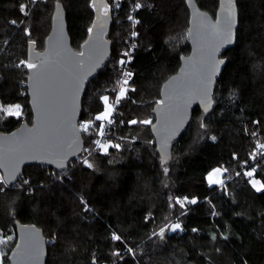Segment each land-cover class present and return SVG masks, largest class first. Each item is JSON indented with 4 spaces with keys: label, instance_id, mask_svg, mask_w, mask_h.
I'll use <instances>...</instances> for the list:
<instances>
[{
    "label": "trees",
    "instance_id": "trees-1",
    "mask_svg": "<svg viewBox=\"0 0 264 264\" xmlns=\"http://www.w3.org/2000/svg\"><path fill=\"white\" fill-rule=\"evenodd\" d=\"M55 1L0 0V104L18 103L24 110V117L0 111V132L32 124L28 45L43 50ZM59 1L70 43L79 51L93 5ZM196 1L215 15L218 0ZM139 5L132 12V0H106L103 10L113 14L106 34L111 55L81 99L79 124L100 127L102 98L112 101L116 93L119 63L134 29L129 98L120 100L106 128L107 151L72 158L59 181L52 175L59 171L39 164L24 166L18 185H6L0 177V232H15L16 218L40 226L47 238L46 264H264V189L257 191L247 175L253 170L264 184V0H237L236 42L222 53L227 62L216 81L213 107L207 112L194 107L166 161L155 150L150 124L140 121L153 120L162 82L179 67L180 54L189 52V12L184 0H140ZM97 128L81 131L84 146L93 142ZM217 166L223 169L222 183L209 184L207 174ZM80 197L90 209L83 211ZM9 249L0 264L9 263Z\"/></svg>",
    "mask_w": 264,
    "mask_h": 264
},
{
    "label": "water",
    "instance_id": "water-1",
    "mask_svg": "<svg viewBox=\"0 0 264 264\" xmlns=\"http://www.w3.org/2000/svg\"><path fill=\"white\" fill-rule=\"evenodd\" d=\"M184 1L189 12V52L180 54L179 67L162 82L159 100L151 108L150 131L162 161L170 158L173 144L186 129L194 107L203 112L213 107L216 81L227 62L222 53L236 42L237 0H218L214 16L196 0ZM102 2L106 6V0H91L92 31L79 51L70 43L66 12L59 0L54 2L43 50L34 49L29 43L28 60L37 65L35 69L28 68L26 77L32 124L22 122L10 131L0 132V172L6 185L14 184L26 165L39 164L62 171L81 153L82 95L87 82L111 55L112 43L106 34L113 14L107 9V16L104 15ZM81 52L83 57L79 56ZM14 225L16 237L7 254L9 264H46L47 238L42 228L17 218ZM29 249H35V258Z\"/></svg>",
    "mask_w": 264,
    "mask_h": 264
},
{
    "label": "rangeland",
    "instance_id": "rangeland-1",
    "mask_svg": "<svg viewBox=\"0 0 264 264\" xmlns=\"http://www.w3.org/2000/svg\"><path fill=\"white\" fill-rule=\"evenodd\" d=\"M132 3H135L136 5H138V4H140V0H133L132 1ZM102 7L104 8L105 7V3L104 2H102ZM132 20V19H131ZM134 26V25H133ZM136 32V31H135ZM137 33V32H136ZM138 35V34H137ZM186 37H187V33H186ZM137 39H138V37H137ZM130 40H131V37H130ZM136 43H137V40H136ZM130 44V43H129ZM128 47H129V45H128ZM127 47V49H126V51H125V54H127V52H128V50H129V48ZM78 51V50H77ZM125 58H126V55H124L122 58H121V60H124L125 61ZM120 60V61H121ZM119 65H120V69H121V72H120V74H119V79H118V85H117V88H116V93H115V95H114V97H113V99H112V101H109L108 100V103L107 104H105V102H104V100H103V104H104V108H103V110L98 114V116H100V115H102L104 112H106V111H108V105H111L112 107H111V111H110V113L112 112V114H113V112L118 108V104H119V102H120V100H122V99H124V98H129V95H128V93H127V91H126V93H125V95L123 96V97H120V90H121V88H125V89H127L128 88V84H125L124 83V81H125V79H127L128 80V76H126L125 78H123L122 77V65H124V63L123 64H121V63H119ZM127 73H128V71H127ZM118 98H119V102H117V100H118ZM159 100V98H156L155 99V102L156 101H158ZM17 106H19L18 108H17ZM9 110H11V112H13V113H15V112H19V115H14V116H17V117H24V110H23V106L21 105V104H18V103H16V104H8V105H1L0 104V111H2V112H4L5 114H9ZM13 115V114H12ZM108 118V117H107ZM105 120V119H104ZM104 120H102V124L101 125H103V121ZM153 121V120H152ZM151 121V122H152ZM96 128H97V126H95V125H93L92 124V126H91V128H89L87 131H89V130H91V129H93V131L94 130H96ZM99 128H101V126L100 127H98L97 128V131H98V129ZM100 130V129H99ZM97 131H96V133H97ZM104 134L105 135H107V132H106V128H105V130H104ZM96 135V134H95ZM108 140V142H107V144H105V145H110L111 144V141H110V139L108 138L107 139ZM97 150H102V151H105L103 148H101V147H95V144L92 142L91 144H88V145H86V146H84L83 145V149H82V151H81V153L78 155V157H77V161H80V160H82L83 158H85V157H87V156H89L91 153H93V152H95V151H97ZM70 169V168H69ZM216 169H220V172L219 173H215V170ZM68 170V168L65 170V171H60V172H57L56 173V175L55 174H52L53 176H54V178L56 179V180H62V177L64 176V175H66L67 173H69V170ZM248 172H252L253 173V170H248L247 171V173ZM213 173H215V175H213ZM222 174H223V169H222V167H220V166H217V167H214L208 174H207V180H208V182H209V184H217V183H211L210 182V180H209V177L211 176V178H212V180H218V181H222ZM254 175V174H253ZM249 176L250 177V181H251V183H252V185H253V181H256L257 183H256V186H255V188L257 189L258 187H259V185L260 184H262L255 176ZM0 177H2V175H1V172H0ZM2 179V178H1ZM15 185H18V183L17 182H15L14 184H13V186H15ZM79 200H80V202H81V204L84 206L83 208V211H86V210H88V209H90V208H87L86 207V205L84 204L86 201L82 198V197H80L79 198ZM172 225H174V224H172ZM172 225H171V228H172ZM14 236H16V233L14 232V231H12L9 235H5V234H2L1 232H0V262H1V256H2V254H4L11 246H10V242L12 241V239H13V237ZM10 250V249H9ZM129 250H131V251H129ZM9 252V251H8ZM128 252L129 253H132V248H128ZM8 254V253H7ZM9 264V263H8Z\"/></svg>",
    "mask_w": 264,
    "mask_h": 264
},
{
    "label": "snow or ice",
    "instance_id": "snow-or-ice-1",
    "mask_svg": "<svg viewBox=\"0 0 264 264\" xmlns=\"http://www.w3.org/2000/svg\"><path fill=\"white\" fill-rule=\"evenodd\" d=\"M137 7H140V5L138 4ZM104 15L107 16V10H105ZM13 23H15V21H13ZM229 26H230V22H229ZM88 31L91 32L92 29L90 28ZM86 43H87V42H86ZM84 55H85V54H84L83 52L79 53V56H81V57H83ZM125 55H127V54H125ZM130 59H131V57H129V60H130ZM21 63H26V62L22 61ZM120 63L123 64V63H124V60H121ZM26 67L29 68V69H35V68L37 67V65L34 64V63H26ZM214 70H215V67L213 66V71H214ZM126 75H127L128 77H130L132 74L129 72V73H127ZM127 82H128L127 79H125L124 83L127 84ZM77 87H79V83H78V82H77ZM126 91H127V89H125V88H121V90H120V97H123V96L125 95ZM102 99L104 100L105 104L108 103V97L105 96V97H103ZM117 102H119V98H118ZM159 103H163V101H160ZM18 107H19V106H17V108H18ZM111 107H112L111 105H108V111L104 112V113H103L102 115H100V116H97L96 119H97V120H104V119H106V118L109 116V114H110ZM9 114L19 115V112H15V113H13V112H11V110H9ZM109 122H110V121H109ZM130 123L135 124V123H137V121L133 120V121H130ZM140 123H143V124H145V125H148V124H151V120H143V121H140ZM88 127H89V124H88V123H85V124L83 125V129H84L85 131L88 130ZM102 128H103V125H101V129H102ZM102 134H103V133L101 132V135H102ZM97 144H98L101 148H103L105 151H107V149H108V147H109L108 145L100 144L99 141H97ZM113 147H117V148H119L120 145H119V144H117V145H113ZM261 147H264V145H262ZM85 163H87V161H85ZM89 167H91V165H89ZM219 172H220V169H216V170H215V173H219ZM215 173H213V175H215ZM247 175H248V176H252L253 173H252V172H248ZM209 180H210L211 183H222V181L212 180L211 176L209 177ZM256 183H257L256 181H253V186H254V187L256 186ZM262 189H264V184H260L259 187L257 188V191H260V190H262ZM185 199H187V198H185ZM191 202H192V203H195L196 201L193 200V201H191ZM178 203L183 204L182 201H178ZM172 228H173V229H179V228H180V225H179V224L172 225ZM159 235H160V236H163V235H164V229H161V230H160ZM113 239H115V240H120V237H119L118 235H115V234H114V235H113ZM129 251H131V250H129ZM29 253H30L34 258L36 257L35 249H29Z\"/></svg>",
    "mask_w": 264,
    "mask_h": 264
},
{
    "label": "built area",
    "instance_id": "built-area-1",
    "mask_svg": "<svg viewBox=\"0 0 264 264\" xmlns=\"http://www.w3.org/2000/svg\"><path fill=\"white\" fill-rule=\"evenodd\" d=\"M133 1V0H132ZM136 7H137V5L135 4V3H132V6H131V11L132 12H134L135 11V9H136ZM135 22H136V19L134 18V17H132V23H133V25L135 24ZM137 37H138V35H137V33L135 32V30L133 29L132 30V32H131V40H130V44H129V50H128V52H127V55H126V58H125V61H124V65H122V77L123 78H125L127 75V65H128V62L131 60H129V57H131L132 58V53H133V51H134V49H135V47H136V40H137ZM110 121V122H109ZM113 121V114H112V112L109 114V116H108V118H106L103 122V128L101 129V128H99L98 129V131H97V133H96V135L94 136V139H93V143L95 144V147H100L98 144H97V141H99L100 142V144H107V142H108V140H107V138L105 137V134H104V130H105V128H107L109 125H110V123ZM85 123H88L89 124V127H88V129L89 128H91V123L90 122H88V121H81V123L79 124V128H80V130L82 131V130H84L83 129V125L85 124ZM101 132L103 133L102 135H101ZM67 169V168H66ZM66 169H64V170H62V171H65ZM60 172V171H59ZM185 203L187 204V205H190L187 201H185ZM85 205H86V207L87 208H90V206L85 202L84 203ZM101 264H108V262H106V261H102L101 262Z\"/></svg>",
    "mask_w": 264,
    "mask_h": 264
}]
</instances>
